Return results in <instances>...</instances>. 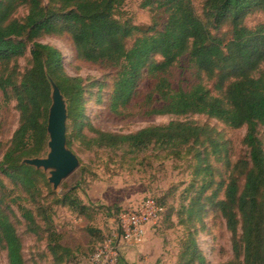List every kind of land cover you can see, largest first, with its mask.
<instances>
[{"label":"trees","instance_id":"1","mask_svg":"<svg viewBox=\"0 0 264 264\" xmlns=\"http://www.w3.org/2000/svg\"><path fill=\"white\" fill-rule=\"evenodd\" d=\"M124 1L0 0V88L6 100L11 97L17 100L21 114L19 127L0 163V171L19 183L28 195L40 197L38 178L45 179L46 174L21 160L47 152L50 78L67 98L69 119L82 126L85 117L83 78L71 77L65 72L63 55L58 48L36 40L43 34L67 31L80 58L117 68L109 96V107L113 112H119L130 103L139 79L148 74L156 79V84L145 99L149 107L146 113L177 117L189 113L205 114L232 128L247 126L244 143L249 157L245 182L241 186L238 180L231 179L220 208L234 234L241 224L242 232L234 249L242 251L244 264H264V141L258 129L264 127V23L254 27L244 23L245 16L251 11L264 12V0H205L204 18L196 13L192 0H156L158 7L164 8L167 14L162 29L157 30L131 22L132 17L123 19L120 9ZM21 6L28 8L23 19L15 16ZM226 22L231 26L230 32L217 36L213 28ZM129 40H132L131 44ZM29 47L31 65L18 78L17 63L10 66L26 55ZM157 55L162 59L156 60ZM185 55L200 75L216 81L220 95H214L204 83L189 90L172 87L168 73ZM9 88L13 90L11 95ZM149 101L157 104L151 106ZM212 131L207 125L175 120L131 133L94 129L89 143L111 149L126 147L131 153L142 152L152 145L172 148L173 153H178L179 147L184 145L213 142ZM80 133L81 129L77 135ZM72 137L67 133L69 146ZM214 145V152L221 149L220 144ZM202 170L212 175L209 165ZM212 183V179L204 183L201 190H206ZM74 191L63 194L57 202L84 214L90 207ZM156 201L162 208L161 225L166 206L158 199ZM19 208L27 230L36 235L45 233L55 262L62 264L70 248L61 243L51 208L40 202H35L34 208L21 204ZM121 210H116L119 236L123 233ZM89 231L93 235L96 233L94 228ZM0 245L7 250L10 264H27L16 224L1 204ZM191 245L195 257L198 247L194 238H191ZM199 264H203L201 256Z\"/></svg>","mask_w":264,"mask_h":264},{"label":"rangeland","instance_id":"2","mask_svg":"<svg viewBox=\"0 0 264 264\" xmlns=\"http://www.w3.org/2000/svg\"><path fill=\"white\" fill-rule=\"evenodd\" d=\"M150 1L152 3L149 4ZM192 2L196 13L204 18L205 0ZM27 14L28 8L21 6L15 16L23 19ZM120 15L123 19L132 17L131 22L146 29L154 27L156 30L162 29L167 18L164 8L158 7L156 0H125ZM244 23L249 27L264 23V12L251 11L245 16ZM230 30L231 26L227 22L213 28V32L220 37ZM36 40L58 48L63 55L65 72L71 77L83 78L85 117L82 126H77L78 121L69 119L68 115L67 133L73 136L72 145L68 146L78 156L79 166L58 188L50 183V173L41 168L46 178H38L41 195L35 198L0 171V181L5 185L3 188L0 183V199L3 198L1 208L11 215L16 224L22 238L26 263L57 264L49 251L47 235H36L27 230L19 204L34 208L35 202H40L51 208L55 228L61 235V243L70 248L62 264H92V252L96 246L97 249L101 247L102 239L105 241L120 235L116 210L129 209L152 196L166 206L164 220L161 225L147 228L143 240L136 245L120 240L118 264H136L132 257L135 253H140L138 257L146 264H199L200 256L203 264H244L242 251L236 252L234 249L235 241L242 232L241 224L234 234L228 228L220 202L226 198V188L231 179L238 180L241 186L245 182L248 168L246 160L249 157L248 147L244 143L247 126L232 128L205 114L189 113L177 117L146 113L149 107L145 99L156 84V79L148 74L139 79L130 103L125 108H120L119 112H113L109 107V96L114 88L117 68L80 58L67 31L43 34ZM128 43L131 44L132 40ZM155 59L162 58L157 55ZM30 61L29 47L26 55L17 62H12L10 67L17 63L20 78L30 67ZM1 72L0 64V75ZM168 76L175 90H189L198 83H204L214 95H220L216 81L200 75L187 55L173 65ZM9 94H13L10 88ZM148 103L151 106L157 104L153 101ZM175 120L207 125L213 130L211 136L214 141L201 145H184L179 147L178 153H173L172 148L153 145L142 152L131 153L126 147L111 149L94 147L89 143V139L94 136V129L131 133L146 126L165 125ZM20 121L17 100L13 97L6 100L0 88V163ZM79 129L81 133L77 135ZM258 129L264 141V127L259 126ZM214 144H220L221 149L214 152ZM48 152L47 145V152L36 157H46ZM26 158L34 157H25L21 163ZM207 165L210 166L212 175L202 170ZM211 179L212 185L201 190L203 184ZM70 190H75L74 193L90 207L87 212L81 214L70 206L57 202ZM89 228H94L95 235ZM191 238L195 239L198 247L195 257ZM0 264H10L7 250L2 245Z\"/></svg>","mask_w":264,"mask_h":264},{"label":"water","instance_id":"3","mask_svg":"<svg viewBox=\"0 0 264 264\" xmlns=\"http://www.w3.org/2000/svg\"><path fill=\"white\" fill-rule=\"evenodd\" d=\"M52 84V104L49 110L47 131L49 135L46 157L26 158L23 163L44 169L50 173L49 181L54 188L73 173L79 166L78 156L69 148L67 142V100L56 82Z\"/></svg>","mask_w":264,"mask_h":264},{"label":"built area","instance_id":"4","mask_svg":"<svg viewBox=\"0 0 264 264\" xmlns=\"http://www.w3.org/2000/svg\"><path fill=\"white\" fill-rule=\"evenodd\" d=\"M162 208L156 199L149 196L129 209L120 212L122 235L105 240L101 247L91 256L92 264H118L120 243L136 245L143 240L147 228L158 225L161 220ZM121 238V239H118Z\"/></svg>","mask_w":264,"mask_h":264},{"label":"crops","instance_id":"5","mask_svg":"<svg viewBox=\"0 0 264 264\" xmlns=\"http://www.w3.org/2000/svg\"><path fill=\"white\" fill-rule=\"evenodd\" d=\"M145 246V245H144ZM129 249V248H128ZM138 252H139V250H137ZM138 254H140V253H138ZM138 254H133V256L132 257H134V261L136 262V264H146V262L145 261H143V260H141V258H139L138 257ZM121 264H129V263H127V262H121Z\"/></svg>","mask_w":264,"mask_h":264}]
</instances>
